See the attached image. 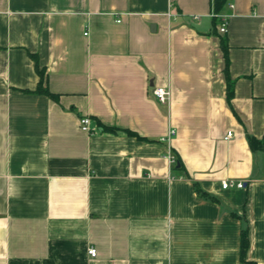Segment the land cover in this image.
I'll return each mask as SVG.
<instances>
[{"label":"crops","instance_id":"crops-1","mask_svg":"<svg viewBox=\"0 0 264 264\" xmlns=\"http://www.w3.org/2000/svg\"><path fill=\"white\" fill-rule=\"evenodd\" d=\"M244 230L264 264V0H0V264H244Z\"/></svg>","mask_w":264,"mask_h":264},{"label":"built area","instance_id":"built-area-1","mask_svg":"<svg viewBox=\"0 0 264 264\" xmlns=\"http://www.w3.org/2000/svg\"><path fill=\"white\" fill-rule=\"evenodd\" d=\"M233 7V6H232ZM221 23H222V28H221V32L222 33H226L227 32V25H228V20L225 16H219ZM153 94L155 96V98L157 99V101L163 105H170L171 103V90H169L168 88L165 87H156L153 90ZM91 124H92V120L89 117H83L80 119V125H81V129L84 132L87 133H93V129L91 128ZM176 135V130L174 128H169L167 135L162 139L163 142L166 143V145L168 146V155H167V159L169 162V165L171 167H174L178 164V159L177 156L173 153V148H172V143H173V139ZM233 137V133H228L227 137L225 138V140H230ZM223 189H229V188H239L242 189L245 187V184L243 182H232V181H225L222 184ZM89 254L92 257H95L97 255V251L93 248H91L89 250Z\"/></svg>","mask_w":264,"mask_h":264},{"label":"trees","instance_id":"trees-1","mask_svg":"<svg viewBox=\"0 0 264 264\" xmlns=\"http://www.w3.org/2000/svg\"><path fill=\"white\" fill-rule=\"evenodd\" d=\"M228 2H229V0H213V6H214L215 13L221 14L224 11V8L228 4ZM34 59L36 61V69H37V72H38L39 77H40L38 92L46 94V95L51 96V97H54V95L51 94L49 91L44 90L43 84L45 82V70L40 68L37 57H34ZM229 97H230V95H229ZM101 131L107 132V133H117L118 132L117 128H110V127H106V126H103L101 128ZM249 141H250L252 148L255 149L254 146H255L256 140L254 138L250 137ZM198 191L201 192L200 189H198ZM249 247H250V243H249L248 232H247V230H244V231H242V234H241V261L244 264H256L255 262L247 259Z\"/></svg>","mask_w":264,"mask_h":264}]
</instances>
